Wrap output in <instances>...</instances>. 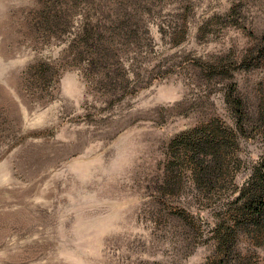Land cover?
I'll return each instance as SVG.
<instances>
[{
    "label": "rangeland",
    "instance_id": "374dc122",
    "mask_svg": "<svg viewBox=\"0 0 264 264\" xmlns=\"http://www.w3.org/2000/svg\"><path fill=\"white\" fill-rule=\"evenodd\" d=\"M264 0H0V264H264Z\"/></svg>",
    "mask_w": 264,
    "mask_h": 264
},
{
    "label": "trees",
    "instance_id": "16d2710c",
    "mask_svg": "<svg viewBox=\"0 0 264 264\" xmlns=\"http://www.w3.org/2000/svg\"><path fill=\"white\" fill-rule=\"evenodd\" d=\"M254 165L249 202L262 213L264 211V159L257 161Z\"/></svg>",
    "mask_w": 264,
    "mask_h": 264
}]
</instances>
